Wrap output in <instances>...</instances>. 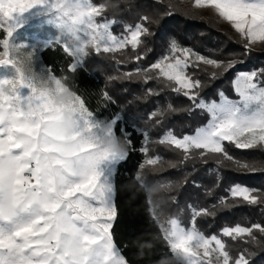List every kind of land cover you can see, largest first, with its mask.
<instances>
[{"label":"snow or ice","instance_id":"1","mask_svg":"<svg viewBox=\"0 0 264 264\" xmlns=\"http://www.w3.org/2000/svg\"><path fill=\"white\" fill-rule=\"evenodd\" d=\"M72 2L79 7L73 23H79L78 31L86 39L79 47L69 42L61 45L70 60L69 73H75L91 52L116 54L130 47L138 53L135 60L144 59L139 50L145 45V38L154 35L150 25L163 26L162 18L171 15L168 11L151 17L143 15L140 22L125 24L123 32L117 35L111 30L115 21L98 20L105 13V3ZM61 4L62 0H0V67L12 70L10 77L0 78V264H129L112 231L117 216L113 178L116 165L126 160L132 144L127 133H123L126 152L117 155L100 147L105 138H120L114 130L120 115L98 118L72 89L74 102L69 107L75 124L72 136L65 137L59 123L62 109L52 103L47 92L37 91L32 81L18 76L19 69L13 71L11 67L10 50L16 43L10 38L20 27L22 15L40 8L51 23L55 19L52 13ZM193 6L209 9L218 20L228 23L246 52L254 45H264V0H194ZM32 53L34 56L33 50ZM236 63L202 55L169 37L165 53L149 67L109 79L163 80L172 92L190 102L186 109L168 104L164 110L153 111L150 118H163L166 113L177 111L189 115L198 111L207 116L206 123L197 126L193 133L178 137L168 130L157 141L179 150L181 162L223 157L249 172L264 171V166L257 168L255 162L234 159L225 144L239 150L264 151V68L235 74L231 84L236 99L220 90L218 100H206L200 94L204 84L188 73L189 67L199 69L204 65L213 69L210 78L216 79ZM38 73L47 76L57 91L69 86V77H57L48 68H41ZM148 94L158 93L150 89ZM103 98L111 100L106 91ZM148 144L149 135L144 132L140 152L145 157ZM158 164L162 165L159 157L145 158L139 169ZM136 178L143 182L142 171ZM163 187L170 189L171 185ZM228 192L239 202L264 206V191L237 183ZM219 203L229 206L225 198ZM209 215L212 213L208 209L192 207L191 226H185L176 217L161 219L155 208L152 210L171 260L175 264H250L249 246L264 247L257 236L264 239V222L225 226L221 235H206L196 227L195 220ZM221 237L230 238L233 244Z\"/></svg>","mask_w":264,"mask_h":264},{"label":"trees","instance_id":"2","mask_svg":"<svg viewBox=\"0 0 264 264\" xmlns=\"http://www.w3.org/2000/svg\"><path fill=\"white\" fill-rule=\"evenodd\" d=\"M93 2L97 5L106 4L105 13L98 20L115 21L111 30L117 35L123 32L125 24L134 25L140 22L143 15L151 17L160 12L171 13L162 18L163 26L150 25L154 35L145 38V45L139 50L144 59L139 61L134 59L138 53L130 47L116 54L91 52L75 73H69L67 67L70 60L60 44L51 42V46L40 53L42 62L54 75L69 77V86L85 100L86 106L98 118L108 119L119 114L120 119L114 130L121 139L124 138L123 133L130 137V154L125 161L116 165L117 171L113 178V203L117 208V216L112 229L114 239L129 264H167L171 261V253L161 238L159 224L154 222L150 203L152 210L155 208L161 219L176 217L185 226L192 223V207L197 210L208 209L212 215L195 220L196 227L206 235H221L225 226H250L251 223L264 222V206L239 202L228 192L237 183L264 191V171L242 170L223 157L181 162L179 150H171L157 143L168 130H172L178 137L191 134L197 126L207 121L206 115L198 111L192 115L186 111H177L166 113L163 118H150L153 111L164 110L168 104L176 109H186L190 107V102L172 92L163 80L145 82L142 78L109 79L122 77L124 73L137 68L149 67L165 53L168 38L174 37L182 46L191 47L202 55L222 61H237L234 68L218 75L216 79L210 78L213 69L207 66L188 69L189 74L204 84L201 96L206 100H218L217 93L220 90L229 97L234 96L231 81L235 73L264 68V49L251 48L246 52L238 37H231L211 17L196 13L182 0ZM150 89L158 94L149 95ZM105 91L111 100L103 98ZM157 119L160 120L159 124L156 123ZM144 132L148 133L150 140L147 157H159L162 165L146 166L145 170H140L139 164L147 158L140 152ZM225 144L234 159L255 162L257 168L264 166V151L239 150L227 145V142ZM171 163L176 166L170 167ZM141 171L143 182L136 178ZM217 176L220 177L219 182ZM163 185H171V188L165 189ZM148 196L151 198L150 203ZM221 198L226 199L228 207L220 205ZM257 236L261 244H264V239L259 234ZM222 238L226 243L233 244L230 238ZM249 248L250 264H264V247L254 244Z\"/></svg>","mask_w":264,"mask_h":264},{"label":"clouds","instance_id":"3","mask_svg":"<svg viewBox=\"0 0 264 264\" xmlns=\"http://www.w3.org/2000/svg\"><path fill=\"white\" fill-rule=\"evenodd\" d=\"M52 15L55 17L51 22L58 33L68 38L70 44L79 47L81 41L85 40L82 34L78 31L80 28L79 23H73V18L79 15V7L72 0H62V4L58 9H55ZM80 36L81 39L77 40L76 37ZM24 43H18L10 50V59L12 60V69H19L18 76H22L26 80H30L37 91H45L50 97L52 103L61 108L60 126L64 129L65 137H71L73 127L75 124L74 113L69 107L74 102L72 95V88L65 87V90L57 91L56 85L48 79L47 76L39 75L35 70L33 64L32 49L24 47ZM90 47V45H89ZM7 91V89H5ZM100 147L117 155L127 151L126 143L119 137L105 138L100 142ZM167 264H175L174 261H168Z\"/></svg>","mask_w":264,"mask_h":264},{"label":"rangeland","instance_id":"4","mask_svg":"<svg viewBox=\"0 0 264 264\" xmlns=\"http://www.w3.org/2000/svg\"><path fill=\"white\" fill-rule=\"evenodd\" d=\"M182 1H184L189 6H191V8L196 13L203 15V16L211 17L217 23V25H219L222 29L226 30L231 37H238V35L230 27V25L224 21L218 20L211 10L195 8L193 6L194 0H182ZM10 39L13 43H16V44L24 43L27 48H30L34 51L33 60H34V67L37 72H39L41 68H47V66H45V64L42 62L41 56H40L41 51L44 48H46V45H49L50 42L59 41V44L61 46L62 44L69 42L66 36H62L61 34L58 33V30L55 28V26L52 23L49 22L48 17L45 14H43V10L40 8L31 9L22 15V21H21L20 27H18L14 31ZM252 48L264 49V45L257 44V45L252 46ZM11 74H12V70L10 67H0V78L10 77ZM233 79L234 77L232 78V80ZM231 90H232V93L234 94L232 84H231ZM24 91H27V90H24ZM230 98L236 99L237 97L234 94V96ZM164 134H162V136ZM147 146L150 148V144H148ZM147 158H156V156H153V157L148 156ZM242 170H246V169H242ZM148 200L150 203L151 198L149 196H148ZM150 211L152 213L151 203H150ZM188 226H191V223H189Z\"/></svg>","mask_w":264,"mask_h":264}]
</instances>
